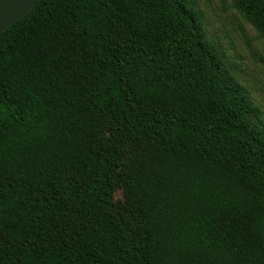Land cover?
I'll use <instances>...</instances> for the list:
<instances>
[{
  "label": "trees",
  "instance_id": "1",
  "mask_svg": "<svg viewBox=\"0 0 264 264\" xmlns=\"http://www.w3.org/2000/svg\"><path fill=\"white\" fill-rule=\"evenodd\" d=\"M194 13L41 0L0 34V264H264V124Z\"/></svg>",
  "mask_w": 264,
  "mask_h": 264
},
{
  "label": "clouds",
  "instance_id": "2",
  "mask_svg": "<svg viewBox=\"0 0 264 264\" xmlns=\"http://www.w3.org/2000/svg\"><path fill=\"white\" fill-rule=\"evenodd\" d=\"M194 6L201 41L215 57L220 73L243 89L264 120V28L235 0H194Z\"/></svg>",
  "mask_w": 264,
  "mask_h": 264
},
{
  "label": "water",
  "instance_id": "3",
  "mask_svg": "<svg viewBox=\"0 0 264 264\" xmlns=\"http://www.w3.org/2000/svg\"><path fill=\"white\" fill-rule=\"evenodd\" d=\"M41 0H0V34L24 17Z\"/></svg>",
  "mask_w": 264,
  "mask_h": 264
},
{
  "label": "rangeland",
  "instance_id": "4",
  "mask_svg": "<svg viewBox=\"0 0 264 264\" xmlns=\"http://www.w3.org/2000/svg\"><path fill=\"white\" fill-rule=\"evenodd\" d=\"M192 1H194V0H192ZM231 78V77H230ZM233 81V80H232ZM234 82V81H233ZM235 83V82H234ZM254 120L256 121V122H258L259 124H261V125H263L264 124V120H261L260 118H259V116L257 115V112L255 113V115H254ZM123 190L122 189H120V190H118V191H116L115 192V194H114V199L115 200H119V199H122L123 198Z\"/></svg>",
  "mask_w": 264,
  "mask_h": 264
}]
</instances>
